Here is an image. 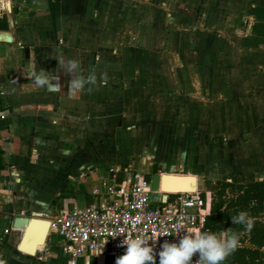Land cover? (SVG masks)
Masks as SVG:
<instances>
[{"label":"crops","instance_id":"1","mask_svg":"<svg viewBox=\"0 0 264 264\" xmlns=\"http://www.w3.org/2000/svg\"><path fill=\"white\" fill-rule=\"evenodd\" d=\"M222 2L0 0V264H70L63 239L38 215L98 204L103 183L127 189L136 175L193 176L194 193L209 203L208 181L233 175L242 146L264 174L258 145L235 137L264 129V72L238 74L254 61L231 36H217V7H202ZM228 4L234 37L246 27L243 37L261 36L264 52V0ZM68 60L79 70L66 72ZM41 70L59 87L37 86ZM91 72V91L70 88ZM211 210L200 231L223 232L207 224ZM238 237L237 251L264 255L252 236ZM76 264L113 261L85 254Z\"/></svg>","mask_w":264,"mask_h":264},{"label":"built area","instance_id":"2","mask_svg":"<svg viewBox=\"0 0 264 264\" xmlns=\"http://www.w3.org/2000/svg\"><path fill=\"white\" fill-rule=\"evenodd\" d=\"M5 118L0 111V121ZM129 179L127 189L103 183L104 200L98 204L38 215L63 239L62 252L70 264H76L85 254L109 257L115 264L124 253L126 246L120 247L124 237L142 235L158 252L165 240L175 242L183 231L203 228L209 203L196 193L162 192L161 188L154 193L145 175ZM196 259L194 255L193 261Z\"/></svg>","mask_w":264,"mask_h":264},{"label":"rangeland","instance_id":"3","mask_svg":"<svg viewBox=\"0 0 264 264\" xmlns=\"http://www.w3.org/2000/svg\"><path fill=\"white\" fill-rule=\"evenodd\" d=\"M223 1L222 3L218 5H205L203 4L202 7L206 11V13L210 12L211 7H217L216 9L219 10L220 15L218 20L221 26L217 29V26L215 25V22L213 21H208L207 23L202 20V22L206 23L208 26L215 27L217 29V36H221V38L226 39L229 42L230 36L233 40H236L238 42V47H241V53L240 57L244 60H249V61H254L251 62L249 67L243 68L241 73L239 72V75H243V77H246V75H249V73L254 72L256 73V76L260 77V75L263 74L264 72V67H262V64L264 62V52H261V36H258L257 39L253 38H245L243 37L246 33V27L240 31V35L238 37H234V32L232 31L233 27L234 28H239L237 24L239 23L238 20L235 21L231 20V16L229 14L228 8L230 5L228 4L229 0H221ZM173 7L171 8L170 11L175 10V8H180L181 5H176L172 4ZM169 5H162L163 10H166V8ZM250 6V5H248ZM201 6L199 5V8ZM201 7V8H202ZM215 9V8H214ZM215 9V10H216ZM225 16V18H224ZM202 23V24H203ZM256 31L260 33L261 28L257 27ZM243 37V38H242ZM257 41V42H256ZM259 41V43H258ZM247 48L249 49H254L250 50L249 53L246 51H242V49ZM256 50V51H255ZM255 51V52H253ZM253 65V68H252ZM264 65V64H263ZM256 66V68H254ZM254 76V75H253ZM262 105V102L260 103ZM250 132V131H249ZM249 132H244L240 131L236 134L235 137H241L243 139L248 137V139L252 140L255 142V145H258V147H254V154H263L264 149L262 146H264V129H257V131H253L251 133ZM250 134V135H249ZM227 137H224V142L227 141ZM243 141V140H242ZM239 151L238 154V163L233 169L234 171L232 172L233 175H229L228 178H225L226 180H209L208 184H212L211 187L210 185L208 189L210 192V196L208 198L209 203H211L212 208L214 207H219L220 211H231L229 213V223H231L235 227V231L238 233L239 236H249L251 237L253 234H258L259 231L264 232V208H259V206L254 202V203H248L247 202V185L252 182H260L262 177V165L259 162H255L252 164H247L246 162V156L249 155L250 149H246L245 147L242 146V148L238 149ZM170 176H175V177H168V175H164L163 178H181L183 175H170ZM180 189V188H179ZM179 192V191H177ZM203 193L197 192L196 195L206 199ZM244 211L247 213V216L249 218V221L251 223V228L246 227L245 225L242 224H234L231 222V217L237 215L239 212ZM242 263L239 261L235 260L234 264H264V257L262 256H252V255H247L245 257H242ZM226 264V263H223ZM230 264V263H229Z\"/></svg>","mask_w":264,"mask_h":264},{"label":"clouds","instance_id":"4","mask_svg":"<svg viewBox=\"0 0 264 264\" xmlns=\"http://www.w3.org/2000/svg\"><path fill=\"white\" fill-rule=\"evenodd\" d=\"M64 70L73 73L79 70V62L76 60H68L63 63ZM54 76L41 70L34 79V83L41 88H58V83H53ZM102 84H106L107 80L102 79ZM97 76L95 72L89 73L87 76L77 75L70 81V88L73 90L91 91V87L96 86ZM234 224H242L251 228V223L244 211L231 217ZM178 241L169 242L165 240L160 245V250L149 244L148 240L142 235L134 238L124 237L120 247H125L124 253L116 258L115 264H223V261L233 253L239 244L237 234H229V230L216 233L212 230H195L183 231ZM180 233V232H179ZM107 242V241H106ZM105 242V243H106ZM194 255L197 259L193 261Z\"/></svg>","mask_w":264,"mask_h":264},{"label":"trees","instance_id":"5","mask_svg":"<svg viewBox=\"0 0 264 264\" xmlns=\"http://www.w3.org/2000/svg\"><path fill=\"white\" fill-rule=\"evenodd\" d=\"M0 27H1V21H0ZM247 202L248 203H256L259 208H264V181L260 182H252L247 185ZM231 211H220L219 207H213L211 210V215L208 217L207 224L211 225L213 227H219L222 229H230L235 230V227L229 223L230 217L229 213ZM264 226V225H263ZM264 228V227H263ZM251 240L253 244L264 247V232L259 231L258 234H253L251 237ZM252 255L258 256L259 253L257 251H249V250H241L237 251L235 250L233 253H231L229 256H227V260L230 264H232L235 260L242 263V257H245L246 255ZM261 256V255H260ZM264 257V255H262Z\"/></svg>","mask_w":264,"mask_h":264},{"label":"water","instance_id":"6","mask_svg":"<svg viewBox=\"0 0 264 264\" xmlns=\"http://www.w3.org/2000/svg\"><path fill=\"white\" fill-rule=\"evenodd\" d=\"M183 187L180 189V193H194L196 191V179L193 176H184L180 179ZM161 187V178L159 175H153L151 177V189L154 193H158ZM28 222V219H24L22 223ZM42 224L46 225L49 229V223L46 221H42Z\"/></svg>","mask_w":264,"mask_h":264},{"label":"bare ground","instance_id":"7","mask_svg":"<svg viewBox=\"0 0 264 264\" xmlns=\"http://www.w3.org/2000/svg\"><path fill=\"white\" fill-rule=\"evenodd\" d=\"M178 178L171 179V178H162L161 180V187L163 191H168V192H177L180 191L182 186L178 183H181ZM180 188V189H179Z\"/></svg>","mask_w":264,"mask_h":264}]
</instances>
